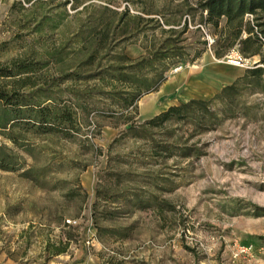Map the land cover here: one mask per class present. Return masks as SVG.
Wrapping results in <instances>:
<instances>
[{
	"label": "rangeland",
	"instance_id": "obj_1",
	"mask_svg": "<svg viewBox=\"0 0 264 264\" xmlns=\"http://www.w3.org/2000/svg\"><path fill=\"white\" fill-rule=\"evenodd\" d=\"M205 1L0 0V67L47 63L28 75L33 89L3 78L0 88L23 96L44 88L70 104L73 92L97 82L49 83L75 72L97 34L125 39L100 50L81 74L116 54L136 60L172 29L182 34L184 61L164 73L172 85L164 101L141 111L140 100L158 91L144 95L134 120L190 99L208 101L246 70H264V12L243 17L260 55L244 58L235 46L216 58ZM55 52L58 63L49 56ZM238 59L241 65L228 62ZM95 100L67 135L41 134L30 119L0 128V264H264V77L239 85L227 104L214 102L223 113L206 132L170 123L124 138L125 127L106 116L113 109ZM4 110L0 102V116ZM165 145L172 157L161 151Z\"/></svg>",
	"mask_w": 264,
	"mask_h": 264
},
{
	"label": "trees",
	"instance_id": "obj_2",
	"mask_svg": "<svg viewBox=\"0 0 264 264\" xmlns=\"http://www.w3.org/2000/svg\"><path fill=\"white\" fill-rule=\"evenodd\" d=\"M201 8L206 12L204 23L209 24L215 31L214 56L216 58L223 57L235 46L244 58L260 55V41L256 34H252V27L243 22V17L245 14H253L256 11L264 12V0H206ZM221 19H224L223 22ZM242 31L246 32L244 38ZM167 32L171 34H162L164 38L158 44L145 48V55L136 60L130 59L123 53L116 54L105 67L99 66V63L96 70L88 71L85 75L81 74L80 71L94 66L100 50L111 46V43L117 47L125 39L118 40L115 34H97L89 42L91 51L79 62L77 71L63 74L56 83L54 80L49 83V88H58L61 83L69 80L80 84L97 82L90 90L73 92L74 100L69 101L70 104L50 96L49 90L44 88H36L29 96H23L15 90L8 91L0 88V102L6 109L0 116V128L6 129L8 125L29 123L21 121L30 119L32 125L41 134L60 131L67 135V130L73 127L76 115H87L95 104V99H103L108 103L109 109H113L109 110L106 116L125 127L121 132L124 138L140 139L141 134L147 129H161L170 123L185 124L200 132L213 130L220 122L219 116L223 113V109L215 108L213 103L219 101L225 105L226 97L235 95L237 87L241 84L252 86L258 84L264 77V70L259 67L248 69L243 77L222 88L219 94L208 101L190 99L179 105L170 106L141 124H137L134 117L137 115L139 99L144 95L157 92L165 81L164 73L167 68L184 61V48L180 46L182 34H174L172 29L163 31V33ZM59 55V52L49 54L55 63L60 61ZM260 63L264 64L263 56ZM45 65L47 63L14 60L10 66L0 67V78L14 79L22 87L31 85V88H34L35 82H31L28 75L35 74ZM10 140L14 143L13 138ZM161 151L166 153V158L173 156L172 148L167 145L162 146ZM185 151L186 149L181 156L189 157L190 154ZM0 163V165H6L4 159L0 160ZM29 172L31 171L27 170L24 173Z\"/></svg>",
	"mask_w": 264,
	"mask_h": 264
},
{
	"label": "crops",
	"instance_id": "obj_3",
	"mask_svg": "<svg viewBox=\"0 0 264 264\" xmlns=\"http://www.w3.org/2000/svg\"><path fill=\"white\" fill-rule=\"evenodd\" d=\"M175 84H176V82H175ZM174 87H176V86H174V84H173V88ZM171 89H172V85H171L170 81L167 80L163 83V85L160 87L158 92L155 94L156 95L155 97H150V98H146V96L143 97L139 102V107H140L141 111H146L150 108H153L157 101L158 102L164 101V99L169 94L168 91H170ZM141 103L144 105H141ZM165 109H167V108L161 109L159 111H155L152 115L149 116V118L159 114L160 112L164 111Z\"/></svg>",
	"mask_w": 264,
	"mask_h": 264
},
{
	"label": "built area",
	"instance_id": "obj_4",
	"mask_svg": "<svg viewBox=\"0 0 264 264\" xmlns=\"http://www.w3.org/2000/svg\"><path fill=\"white\" fill-rule=\"evenodd\" d=\"M205 40L207 41L208 46H210V45H212V44L214 43V40L211 38V36L208 35V34H206V33H205ZM238 60H239V62H241L240 59H238ZM181 69H182L181 66L176 67V68H174V72H178V71H180ZM67 223L70 224V221H67ZM72 223H74V222H72Z\"/></svg>",
	"mask_w": 264,
	"mask_h": 264
},
{
	"label": "bare ground",
	"instance_id": "obj_5",
	"mask_svg": "<svg viewBox=\"0 0 264 264\" xmlns=\"http://www.w3.org/2000/svg\"><path fill=\"white\" fill-rule=\"evenodd\" d=\"M231 61L235 62L238 65H241V63L240 62H237L236 60H228V62H231Z\"/></svg>",
	"mask_w": 264,
	"mask_h": 264
}]
</instances>
